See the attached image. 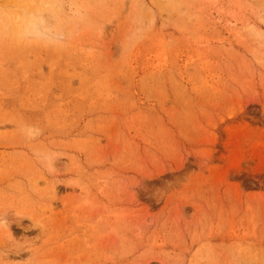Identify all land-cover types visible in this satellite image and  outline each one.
<instances>
[{
  "label": "rangeland",
  "instance_id": "374dc122",
  "mask_svg": "<svg viewBox=\"0 0 264 264\" xmlns=\"http://www.w3.org/2000/svg\"><path fill=\"white\" fill-rule=\"evenodd\" d=\"M0 264H264V0H0Z\"/></svg>",
  "mask_w": 264,
  "mask_h": 264
},
{
  "label": "bare ground",
  "instance_id": "6f19581e",
  "mask_svg": "<svg viewBox=\"0 0 264 264\" xmlns=\"http://www.w3.org/2000/svg\"><path fill=\"white\" fill-rule=\"evenodd\" d=\"M49 165H50V167L52 168V165H53V162H52V158H49ZM1 222H3V221H1ZM4 223V222H3ZM4 227V226H3ZM8 233H9V231H8Z\"/></svg>",
  "mask_w": 264,
  "mask_h": 264
}]
</instances>
